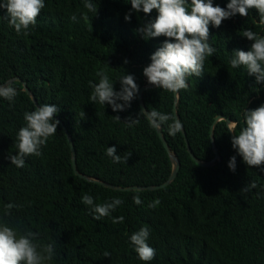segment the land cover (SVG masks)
<instances>
[{
	"label": "trees",
	"instance_id": "16d2710c",
	"mask_svg": "<svg viewBox=\"0 0 264 264\" xmlns=\"http://www.w3.org/2000/svg\"><path fill=\"white\" fill-rule=\"evenodd\" d=\"M85 2L44 0L37 23L26 35L17 34L6 10L0 9V85L20 79L11 82L18 91L14 102L0 98V221L38 233L37 243L56 241L50 264H145L130 243V236L145 226L150 229L148 244L155 249V258L147 264H264V165L243 163L231 146L226 122L237 124L234 132L239 134L246 126L244 111L264 104V84H257L243 66L230 64L234 50L250 49L252 42L242 36L245 29L264 36V17L253 9L248 16L224 20L218 28L210 25L209 44L216 51L205 60L201 77H189V88L178 93L175 103L173 93L150 87L143 75L151 54L165 38L145 41L136 29L154 19L156 11L149 17L133 12L126 22L124 16L131 9L127 0H98L94 16ZM228 2L213 0L222 8ZM74 14L76 21L70 19ZM101 71L117 91L119 79L132 74L139 90L146 87L142 100L149 112L174 115L175 105L189 147L202 162L214 158L212 128L219 160L209 167L199 166L190 158L182 132L170 136L165 124L160 130L169 152L179 161L169 185L151 191H117L94 182L159 185L173 168L138 97L121 112L89 100L90 82L98 83ZM22 82L38 106L60 108L55 117L72 140L78 172L89 180L74 173L60 123L39 157L27 156L23 168L10 163L8 156L18 151V130L26 126L24 113L36 109ZM218 116L223 119L214 122ZM129 117L138 118L139 124L129 127ZM112 146L117 155L131 153L126 163H114L106 155ZM232 156L236 157L234 172L228 168ZM252 182L255 188L250 187ZM84 194L95 203L114 198L123 203L96 221L82 203ZM136 195L142 201L139 205L133 202ZM157 199L159 203L150 207ZM8 203L18 207L5 216ZM120 216L123 222L114 223Z\"/></svg>",
	"mask_w": 264,
	"mask_h": 264
},
{
	"label": "clouds",
	"instance_id": "9594fccd",
	"mask_svg": "<svg viewBox=\"0 0 264 264\" xmlns=\"http://www.w3.org/2000/svg\"><path fill=\"white\" fill-rule=\"evenodd\" d=\"M131 9L125 14L124 19L130 22L131 14L143 13L149 17L153 10L157 15L154 19H148L136 32L142 39L164 37L162 45L150 56V64L143 68V75L147 82L164 91L178 94L181 90L189 88V77L199 78L204 73V63L212 57L216 49L209 44L210 25L220 27L224 20L235 15L248 16L249 11L255 9L261 17H264V0H229L226 8L214 5L213 0H127ZM45 7L44 0H0V9H5L9 24L13 26L17 34H27L30 26L37 23V17ZM84 7L88 13L94 16L98 11V0H86ZM88 19L87 14L83 15ZM76 21V15L71 18ZM251 41L248 51L234 50V57L230 60L232 68L243 66L249 76L255 77L257 84H264V36L257 35L250 29H245L242 34ZM127 63V60L124 61ZM98 83H91L93 91L89 100L103 106L108 105L113 112L125 111L131 102L136 99L139 86L132 74H125L120 82V89L114 88V82L109 80L108 75L101 71L97 72ZM18 91L11 83L0 85V98L14 102ZM60 108L56 104H41L34 111L25 112L26 126L21 127L17 133V149L15 155L8 156L10 163L17 168L25 166V158L30 155L39 157L42 147L57 133L59 121L54 119ZM145 114V113H144ZM84 116V113H82ZM245 127L239 134L234 129L237 124L229 122V132L233 133L231 146L249 167L264 165V104L252 110H245ZM153 128L161 129L168 125L167 131L170 136L182 132L183 125L172 113L151 111L145 114ZM120 120L118 116L115 117ZM169 121H172L170 124ZM139 119L128 118L126 123L129 127L139 124ZM115 146L107 147L106 155L114 163H126L131 155H117ZM231 171L236 169V157L232 156L228 162ZM264 171V168L261 169ZM255 188V182L250 184ZM248 191L247 187L243 188ZM82 203L94 213L93 219L99 221L107 217L112 211L123 203L119 198L111 202L95 203L91 195L84 194ZM133 202L141 204L139 195L133 197ZM159 203L149 205L155 207ZM18 207L12 203L5 205V216L11 215V209ZM120 216L113 220L114 223L123 222ZM150 229L141 227L130 236L138 258L147 264L155 258V249L148 244ZM38 233L31 230H19L0 221V264H50L53 260L56 241L46 244L37 243ZM104 256H110L105 252Z\"/></svg>",
	"mask_w": 264,
	"mask_h": 264
},
{
	"label": "water",
	"instance_id": "95a60500",
	"mask_svg": "<svg viewBox=\"0 0 264 264\" xmlns=\"http://www.w3.org/2000/svg\"><path fill=\"white\" fill-rule=\"evenodd\" d=\"M13 81H20L19 78H12V79H9L7 80L5 83L1 84V85H4V84H8V83H11ZM22 87H23V91L31 98L33 104L38 107V104L33 96V94L30 92V90L26 87V84L25 82H22ZM150 87H155L153 85H151ZM146 87H142L140 88V90L138 91V94H137V97H138V101H139V105L142 109V111L146 114L148 111L146 110L144 104H143V100H142V92L143 90H145ZM174 95V102L176 103L177 101V98H178V94H173ZM173 113H174V117L176 119H178V116H177V113H176V110H175V105L173 107ZM54 119L58 120L60 125L62 126L66 136H67V140H68V143H69V146H70V151H71V164H72V169L74 171V173L81 177V178H85V179H88L85 175L81 174L78 172L77 168H76V162H75V151H74V148H73V143H72V140L66 130V128L64 127V125L62 124V122L57 118V117H54ZM220 119H223V117H216L214 122L220 120ZM226 122L227 124H229V121L226 119ZM156 132L159 136V139L161 141V143L163 144L164 148L166 149V151L168 152V155H169V158H170V161L172 162V165H173V168H172V171H171V174L170 176L168 177V179L163 182L162 184H159V185H149V186H138V185H134V186H126V187H121V186H117V185H112V184H109V183H106V182H101V181H98V180H94V182L96 183H99L101 184L102 186L104 187H107V188H110V189H113V190H117V191H141V190H157V189H161V188H164L166 187L167 185H169L175 178L176 174H177V171L179 169V161L177 160L176 156L174 154H172L171 152H169V149H168V146L166 144V141L162 135V132L160 129H156ZM182 135L184 137V141H185V144H186V148H187V152L190 156V158L192 159V161H194L196 164H198L199 166H202V167H209L213 164L214 161H218L219 160V155H218V151H217V148H216V145H215V142H214V138H213V135H212V128H211V133H210V137H211V144H212V149H213V153H214V158L209 161V162H202L200 161L199 159H197L190 147H189V144H188V141H187V138L185 136V132L184 130L182 129ZM231 135V139L233 138V133L230 134ZM89 180V179H88Z\"/></svg>",
	"mask_w": 264,
	"mask_h": 264
}]
</instances>
